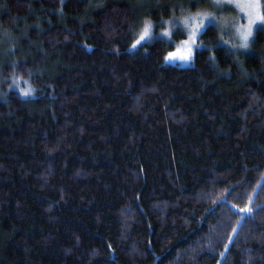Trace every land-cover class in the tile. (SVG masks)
Wrapping results in <instances>:
<instances>
[{"label":"trees","instance_id":"16d2710c","mask_svg":"<svg viewBox=\"0 0 264 264\" xmlns=\"http://www.w3.org/2000/svg\"><path fill=\"white\" fill-rule=\"evenodd\" d=\"M138 2L0 0V264H264V31L181 67Z\"/></svg>","mask_w":264,"mask_h":264},{"label":"rangeland","instance_id":"374dc122","mask_svg":"<svg viewBox=\"0 0 264 264\" xmlns=\"http://www.w3.org/2000/svg\"><path fill=\"white\" fill-rule=\"evenodd\" d=\"M138 4L149 10L135 25L134 47L164 40L174 45L166 63L181 67L191 65L209 26L219 30L223 43L237 55L250 54L258 31H264V0H139ZM7 83L23 96L32 93L27 80L10 78Z\"/></svg>","mask_w":264,"mask_h":264}]
</instances>
